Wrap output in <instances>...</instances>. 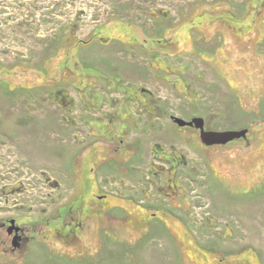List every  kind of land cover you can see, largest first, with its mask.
Listing matches in <instances>:
<instances>
[{"label":"rangeland","instance_id":"1","mask_svg":"<svg viewBox=\"0 0 264 264\" xmlns=\"http://www.w3.org/2000/svg\"><path fill=\"white\" fill-rule=\"evenodd\" d=\"M4 215L0 264H264V0H0Z\"/></svg>","mask_w":264,"mask_h":264},{"label":"flooded vegetation","instance_id":"2","mask_svg":"<svg viewBox=\"0 0 264 264\" xmlns=\"http://www.w3.org/2000/svg\"><path fill=\"white\" fill-rule=\"evenodd\" d=\"M7 191L10 192L11 189L8 188ZM34 220L38 219L25 215L0 216V253L8 255L11 251H25L23 233L27 230L28 223Z\"/></svg>","mask_w":264,"mask_h":264},{"label":"water","instance_id":"3","mask_svg":"<svg viewBox=\"0 0 264 264\" xmlns=\"http://www.w3.org/2000/svg\"><path fill=\"white\" fill-rule=\"evenodd\" d=\"M173 120L180 126H187L191 123H195L200 128V139L205 145H220L226 144L232 140L241 138L245 135L244 130H205L203 118H195L191 122L186 121L180 117H173Z\"/></svg>","mask_w":264,"mask_h":264}]
</instances>
